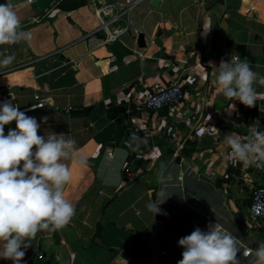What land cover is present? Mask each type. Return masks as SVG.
Instances as JSON below:
<instances>
[{
	"label": "crops",
	"instance_id": "crops-1",
	"mask_svg": "<svg viewBox=\"0 0 264 264\" xmlns=\"http://www.w3.org/2000/svg\"><path fill=\"white\" fill-rule=\"evenodd\" d=\"M77 1L0 0L12 5L22 30L31 34L27 41L0 45V53L15 56L0 67V90L10 91L19 109L35 103L36 93L43 105L23 112L37 119L39 134L63 133L75 139L77 153L87 158L85 165L65 161L72 176L64 192L75 206L74 217L62 230L38 232L21 264H177L183 251L180 234L203 222L193 211L194 201L218 204L225 183V206L257 247L262 243L257 229L241 224L236 215L247 212L249 192L243 199L237 190L264 182V168L231 159L225 136L244 137L256 121L264 130V98L256 100L255 112L245 120L239 101L227 100L214 80L221 59L236 55L264 76V0H140L122 19L102 28H97L95 7L123 0L75 5ZM221 19L227 31L220 27ZM123 24L127 30L113 40L103 39ZM138 32L143 46L136 44ZM172 78L180 82L181 100L158 111L145 109L143 93ZM254 87L264 97V86ZM84 106H90L86 113L68 111ZM197 122L209 124L210 132L195 138L198 148L191 154H179L176 148L183 147ZM10 128L14 121L5 125V134ZM114 147L129 152L130 173L120 181L115 176L120 149L110 158L103 155ZM168 147H173L171 153L165 151ZM185 165L196 177L188 174L182 180L190 192L179 212L166 200L179 197L180 188L158 183L165 169ZM166 196L158 205L160 213L148 210L149 203ZM240 199L245 202L237 204ZM190 217L196 223L187 225ZM224 227L237 234L235 226ZM0 264L13 262L0 258Z\"/></svg>",
	"mask_w": 264,
	"mask_h": 264
},
{
	"label": "clouds",
	"instance_id": "clouds-1",
	"mask_svg": "<svg viewBox=\"0 0 264 264\" xmlns=\"http://www.w3.org/2000/svg\"><path fill=\"white\" fill-rule=\"evenodd\" d=\"M31 34L21 28V21L11 4H0V45L27 41ZM0 67H7L14 55H3ZM254 84L264 86V76L255 72L247 59L239 55L221 59L214 85L227 100H237L253 107L261 97ZM168 93L153 97L150 106H160ZM234 108V105H230ZM46 119V118H45ZM15 122L5 134V125ZM40 124L11 101L0 102V258L21 264L25 250L38 232H55L66 227L75 215L74 204L65 196V186L71 180V169L65 161L73 159L80 165L87 158L76 151L75 139L63 133L40 135ZM225 143L229 157L244 164L264 168V130L256 121L246 136L227 134ZM149 203L153 214L161 209ZM253 210L264 212V203L257 201ZM183 248L177 264H240L238 252L249 264H264V242L256 248L245 246L233 231L219 223L209 225L207 231L199 227L178 240Z\"/></svg>",
	"mask_w": 264,
	"mask_h": 264
},
{
	"label": "built area",
	"instance_id": "built-area-1",
	"mask_svg": "<svg viewBox=\"0 0 264 264\" xmlns=\"http://www.w3.org/2000/svg\"><path fill=\"white\" fill-rule=\"evenodd\" d=\"M140 0H123L118 3H112V2H103L102 4L95 7V12L97 15V18L99 20V25L97 28L105 27L108 23H113L115 21H118L122 19V16L124 14H127V12ZM127 30L126 24H123L121 26H115L111 29V31L106 32V36L103 38L104 40H113L117 36V34L121 31ZM135 34V33H134ZM165 93L170 94L169 98L166 99L160 106H150L151 100L153 97H159L164 95ZM33 97L36 98L35 103L32 105H29V107H40L43 105V100L41 98H38L37 94L34 93ZM183 97V90L181 88L180 82L177 78H172L167 83L162 82H156L153 83L149 90L143 93L141 97V104L142 106L150 111H158L164 107H169L171 105H176L181 98ZM5 100L11 101L15 105L14 96L10 91L7 90H0V102H3ZM28 107V106H26ZM23 107V108H26ZM22 109V108H20ZM89 124H91L89 122ZM211 130V126L204 122H197L194 123V125L191 127L189 134L186 136L187 138H199L205 134H208ZM184 139V140H185ZM120 149V161L117 166V170H115V176L116 179L121 180L122 176H128L130 173V170L128 169V156L129 152L124 147H114L105 149L103 152V155L105 158H110L115 153L116 149ZM195 176L193 170H191L188 165H185L183 169H177L176 171L165 169L160 177H159V185L162 187H179L181 191V195L179 197H172L166 200L167 203H172L176 205L174 206L177 211L183 210L179 207V204L186 203L188 199L185 197L187 193L190 191L185 189L182 186V180L185 175ZM192 174V175H191ZM196 177V176H195ZM213 183V181H211ZM210 185V183H209ZM213 185V184H212ZM215 185V184H214ZM211 186V185H210ZM226 191V183L221 185L218 192V204H215L214 202H209L208 204H204L203 199H200L198 201H194L196 203L195 211L198 216L203 218V222H200L199 228L202 230L207 231L209 225H214L215 223H219L223 226L232 225L235 226L237 229L236 235L245 246H249L252 248H256L254 246V243L252 242V236L250 231L245 229L244 227L240 226L233 220V217L229 213V210L225 206V201L227 203L226 196L223 194ZM189 197V195H187ZM171 197V196H170ZM208 199H213L212 195L207 197ZM264 203V182L258 183L256 185H253L250 187L249 195H248V202L246 205V211L247 213L256 219H259L260 221H264V212L257 214L253 210V205L257 203V201ZM188 203V202H187ZM205 205V207H204ZM181 209V210H180ZM189 220H192L190 223L187 221V225L191 223H196L195 218L190 217ZM198 227V226H196ZM193 231V230H192ZM191 230L187 229L185 233H181L179 238L186 236L192 232ZM238 258L240 260V264H248L249 258H246L243 256V248H241L240 252H238ZM55 259L57 256H54ZM54 264V263H52Z\"/></svg>",
	"mask_w": 264,
	"mask_h": 264
},
{
	"label": "rangeland",
	"instance_id": "rangeland-1",
	"mask_svg": "<svg viewBox=\"0 0 264 264\" xmlns=\"http://www.w3.org/2000/svg\"><path fill=\"white\" fill-rule=\"evenodd\" d=\"M249 189L250 188L247 185H240L239 189L237 190V192L239 193L238 195L242 196L243 199H246ZM237 201V204H243V202H245L244 200L242 201V199ZM232 212H235V210H232ZM236 215L239 218L241 224L249 225L251 228H256L258 231V234L255 235L257 240H259L260 242H264V221H260L259 219L253 218L247 212L245 213L244 211H238L236 212Z\"/></svg>",
	"mask_w": 264,
	"mask_h": 264
},
{
	"label": "trees",
	"instance_id": "trees-1",
	"mask_svg": "<svg viewBox=\"0 0 264 264\" xmlns=\"http://www.w3.org/2000/svg\"><path fill=\"white\" fill-rule=\"evenodd\" d=\"M82 3H84V0H78L74 4L75 5H79V4H82ZM238 108H239L240 113L242 114V117L246 120V119H248V117L253 112H255V110L257 108V103L253 107H246L243 104H241L240 102H238ZM194 141H195V139L190 140V139L187 138L185 140V143L183 144L182 148H176L177 152L179 154H181V155L188 156L189 154H191V152L195 151L198 148V146L194 145ZM165 151L168 152V153H171L173 151V147L172 148L168 147V148L165 149ZM247 201H248V199H247Z\"/></svg>",
	"mask_w": 264,
	"mask_h": 264
},
{
	"label": "water",
	"instance_id": "water-1",
	"mask_svg": "<svg viewBox=\"0 0 264 264\" xmlns=\"http://www.w3.org/2000/svg\"><path fill=\"white\" fill-rule=\"evenodd\" d=\"M220 27L224 30V31H227V27L225 25V21L223 19H221L220 21ZM228 34V32H227ZM136 44L138 46H143L145 43H144V40H143V34L141 32H138L136 34ZM90 106H84V107H79V108H69L68 111L70 112H77V113H80V112H84L86 113L88 111ZM179 157L180 155L178 153H176L173 157V160L175 162H178L179 161ZM216 183L218 184V179L216 178Z\"/></svg>",
	"mask_w": 264,
	"mask_h": 264
},
{
	"label": "bare ground",
	"instance_id": "bare-ground-1",
	"mask_svg": "<svg viewBox=\"0 0 264 264\" xmlns=\"http://www.w3.org/2000/svg\"><path fill=\"white\" fill-rule=\"evenodd\" d=\"M28 108H31V107L28 106V107H26V108H22V109H20V110L23 111V110L28 109Z\"/></svg>",
	"mask_w": 264,
	"mask_h": 264
}]
</instances>
